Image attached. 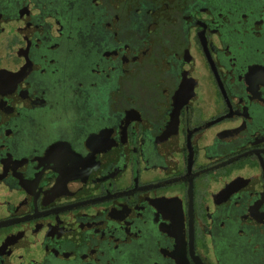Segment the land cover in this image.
I'll use <instances>...</instances> for the list:
<instances>
[{
	"label": "flooded vegetation",
	"instance_id": "flooded-vegetation-1",
	"mask_svg": "<svg viewBox=\"0 0 264 264\" xmlns=\"http://www.w3.org/2000/svg\"><path fill=\"white\" fill-rule=\"evenodd\" d=\"M262 21L264 0H0V264H264Z\"/></svg>",
	"mask_w": 264,
	"mask_h": 264
},
{
	"label": "snow or ice",
	"instance_id": "snow-or-ice-1",
	"mask_svg": "<svg viewBox=\"0 0 264 264\" xmlns=\"http://www.w3.org/2000/svg\"><path fill=\"white\" fill-rule=\"evenodd\" d=\"M109 2V0H92V3L96 6V8L98 9H101L103 10V6L105 4H107ZM138 11V9H137ZM113 18L116 20V21H120L121 17H120V14L119 13H115ZM243 18L245 20L248 19L247 15L245 14L243 16ZM264 22V21H262ZM111 23H108V27H111ZM84 27V25L81 26V28ZM81 28H77L76 30L79 32L81 31ZM61 31H63V26H61ZM112 36H113V39H121V40H124L125 43H127V36H122L121 35V32L119 30H114L113 33H112ZM68 57H74L75 55V52H74V49L72 48H69L67 50V54H66ZM145 55H147V53H145ZM75 70V68H73V71ZM114 70V69H113ZM260 78L262 80H264V69H261L260 70ZM95 76L97 78L93 79L92 80V83H91V87L93 89V92L95 94V96L97 97L98 101L102 102V89L104 88V86H106L107 84V74H103V73H100V72H97L95 74ZM257 77V70L256 69H253L252 70V73L250 74V83L252 81H254ZM78 94V93H77ZM61 146L60 145H54L53 148H52V151H56L58 148H60Z\"/></svg>",
	"mask_w": 264,
	"mask_h": 264
},
{
	"label": "rangeland",
	"instance_id": "rangeland-1",
	"mask_svg": "<svg viewBox=\"0 0 264 264\" xmlns=\"http://www.w3.org/2000/svg\"><path fill=\"white\" fill-rule=\"evenodd\" d=\"M151 75V70L149 68H146L142 71V73L140 74V77L142 78V80L147 83L149 82V77ZM143 89H146L145 87L142 86Z\"/></svg>",
	"mask_w": 264,
	"mask_h": 264
}]
</instances>
